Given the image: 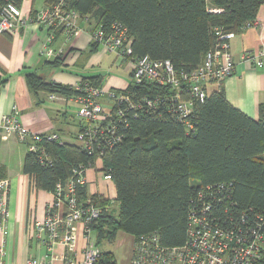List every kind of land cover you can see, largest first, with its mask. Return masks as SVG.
<instances>
[{"label":"trees","instance_id":"16d2710c","mask_svg":"<svg viewBox=\"0 0 264 264\" xmlns=\"http://www.w3.org/2000/svg\"><path fill=\"white\" fill-rule=\"evenodd\" d=\"M43 1L49 6L57 0ZM212 1L222 10L220 13H208L203 0H67V3L81 17L89 16L92 27L122 23L131 37L132 56L168 60L176 70L188 72L201 64L209 50L216 48V29L239 33L246 23L255 21L258 7L264 3V0ZM6 2L20 7L23 0H0V9ZM93 45L92 51L97 44ZM58 60L53 64L57 66ZM25 77L32 92L58 94L68 99L84 95L74 87L46 82L35 72ZM103 80L102 76H96L80 82L101 88ZM5 81L0 80V86ZM159 90L172 95L169 87ZM122 92L147 95L153 93V87L131 80ZM136 112L137 118L130 111L129 126L120 128L121 142L104 150L101 158V172L111 175L118 208L115 214L114 210L104 213L92 227L98 241L113 242L118 232L137 239L156 231L163 245H182L191 200L207 185L226 186L213 190V211L221 223L243 214L251 219L264 216V106H260L255 121L234 109L219 89L195 107L188 118L191 129H186L170 106ZM47 137L42 135L50 164L26 152L22 171L34 188L53 192L55 184L70 177L74 167H92L96 157L72 143L59 144L58 139ZM4 175L5 169L0 164V180ZM84 193L85 189L80 188L78 198L83 199ZM98 198L92 196L101 206L109 205L107 200L102 202ZM95 264L118 263L112 252L102 251Z\"/></svg>","mask_w":264,"mask_h":264},{"label":"built area","instance_id":"2783aa9c","mask_svg":"<svg viewBox=\"0 0 264 264\" xmlns=\"http://www.w3.org/2000/svg\"><path fill=\"white\" fill-rule=\"evenodd\" d=\"M208 13L217 14L222 10L212 0H203ZM32 24L46 28L50 34L47 42L53 39V32L61 30L69 37L87 32L93 43L102 46L106 52L114 53L118 58L132 64L131 80L134 84H149L153 93L147 95L126 94L117 90H105L88 83L78 82L75 89L84 95L77 97L80 104L77 111L79 120L73 139L79 149L101 160L108 149L122 140L120 128L129 126L128 114L134 111L164 109L170 106L174 114L183 122L186 129H191L189 116L196 106L202 105L208 97L207 86L220 84L232 76L234 60L229 51V42L233 37L222 29H216V48L209 50L201 64L192 71L176 70L168 60H153L149 56H132L131 37L127 28L120 22H113L109 27H92L90 17H81L79 12L68 6L67 0H57L45 6L27 19L12 2H6L0 9V34H15L26 25ZM83 24V25H81ZM256 25V21L246 23L242 29ZM45 54L50 59L58 57L61 51L54 52L46 48ZM264 52L244 53L242 60H250L258 68L263 67ZM171 88L172 95L159 89ZM117 91V92H116ZM120 92V93H118ZM169 96V97H168ZM51 101L65 104L67 98L51 94ZM105 102V103H104ZM17 109L0 118V132L14 136L24 144L26 152L38 157L39 161L47 159L43 147L42 135L31 134L18 120ZM49 140H59L56 134L48 135ZM105 150V151H104ZM100 163L102 161H99ZM102 166V163H101ZM90 167V166H89ZM89 167L79 165L71 171L64 182H57L51 192L53 200L46 206L44 218L34 223L40 235L48 237V247L52 250L58 244L65 250L60 257L64 264H95L101 251L91 241L92 227L104 213L111 211L108 206H101L92 196L80 199L78 190L85 185V172ZM102 179L112 181L109 173H102ZM225 189L222 185L201 187L191 200L186 216L185 241L180 246H165L161 243L158 232H150L134 239L130 264H264V216L257 215L251 219L243 214L238 219L229 218L221 223L213 211V190ZM8 181L0 180V217L6 216ZM80 227L85 245L78 255L77 229ZM0 228L6 230L0 221ZM3 244V243H2ZM0 245V264L4 249ZM55 256L50 258L53 261ZM27 264H49L30 259Z\"/></svg>","mask_w":264,"mask_h":264},{"label":"crops","instance_id":"0c3cea01","mask_svg":"<svg viewBox=\"0 0 264 264\" xmlns=\"http://www.w3.org/2000/svg\"><path fill=\"white\" fill-rule=\"evenodd\" d=\"M45 6L43 0H23L19 8L22 17L27 19L28 16H32V13L40 11ZM255 21L256 25L233 34L229 42V51L234 60L232 76L220 84H209L207 91L210 95L222 89L227 102L234 109L256 121L260 115V106H264V65L258 68L252 61L242 60L241 56L247 52H264V3L258 7ZM49 34L48 29L36 26L29 20L15 34H0V80H6L0 86V118L12 113L13 108H16V117L31 134H57L60 140L66 141L71 134L77 131L79 120L77 119L73 128L72 118L65 106L69 102H74L79 109V102L69 99L62 104L51 101L48 98L51 94L32 92L27 86L25 75L35 72L46 82L71 87H75L85 77L102 76L104 79V75L98 73L95 68L102 63L98 49L104 52L106 50L96 45L92 51L94 45L87 32L68 37L65 32L57 30L52 33L53 39L48 43ZM46 48L54 52L61 51V54L58 57L52 56L47 59L49 57L45 54ZM56 58H59L57 66L53 64ZM132 67L129 62V67L125 68L127 70L125 74L130 72L131 76ZM58 70H61L62 74L57 75ZM71 71L74 74L67 76L66 73H71ZM103 82L101 83L102 88H104ZM129 83L130 80L117 77L114 82L108 84L122 91ZM25 155L24 144H20L14 136L0 132V164L5 169L4 179L8 181L6 216L3 219L0 217L6 230L3 234L0 228V245L3 243L4 249L3 264H27L30 259L49 264H64L60 257L65 256V250L58 244L49 250L47 235L38 234L34 228V223L44 218L45 208L53 200V196L51 192L34 188L29 176L23 173L22 165ZM84 177L86 179L83 186L85 193L82 198L97 195L102 202L108 201V207L111 211L114 210L115 214L118 208L117 203L114 202L115 186L112 181L102 179L101 163L96 161L86 170ZM119 233L127 235L130 239L129 242H126L128 239L124 241L125 246L129 244L125 259L119 262L115 254L112 251L109 252H112L118 264H130L134 238L118 232L115 240ZM90 238L101 252L105 251L100 248V245L103 242L109 243V241H98L94 229ZM115 240L110 243H114ZM77 244V257H80L85 241L79 226ZM53 255L55 259L50 261Z\"/></svg>","mask_w":264,"mask_h":264},{"label":"rangeland","instance_id":"374dc122","mask_svg":"<svg viewBox=\"0 0 264 264\" xmlns=\"http://www.w3.org/2000/svg\"><path fill=\"white\" fill-rule=\"evenodd\" d=\"M98 52L101 55L102 63L101 65H98V68H95V69L98 70V73H101L102 75H104V80H103L104 88L101 87L102 89H105V90L115 89L114 86L108 83L114 82L117 77L119 79L121 78V79H126L127 81L129 80L131 81L132 76H130V72L125 74L127 71L125 68L126 66L129 67V62L123 59L122 60L118 59L114 53L108 52L109 54H107L106 52L102 51V49L100 48L98 49ZM60 71L61 70L56 71L57 75L62 74ZM66 74L67 76H69L70 74H74V73L73 71H71V73H66ZM107 80H109V82L105 83ZM107 84H108V87L105 88ZM67 100L69 99L67 98ZM65 107L66 109H68L70 113L69 116L72 118L71 123H72V127L74 128V124L75 122H77V119H78L76 116L78 105L74 102H69ZM72 135L74 136V134H71V137H68L66 141L68 143L75 144V141ZM99 161H102V159ZM125 239H128L126 242H129L130 240L127 235H121V233H119L118 238L115 240L114 243L103 242L100 245V248L105 251H112L116 256V259L119 262H122V260L125 259V252L126 250L128 251V247H129V244H126L125 246V242H124Z\"/></svg>","mask_w":264,"mask_h":264}]
</instances>
